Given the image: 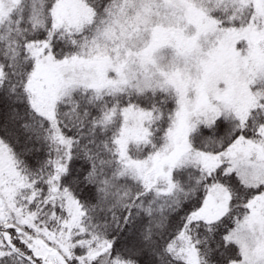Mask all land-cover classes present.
Listing matches in <instances>:
<instances>
[{"label": "snow or ice", "instance_id": "1", "mask_svg": "<svg viewBox=\"0 0 264 264\" xmlns=\"http://www.w3.org/2000/svg\"><path fill=\"white\" fill-rule=\"evenodd\" d=\"M0 264H264V0H0Z\"/></svg>", "mask_w": 264, "mask_h": 264}]
</instances>
